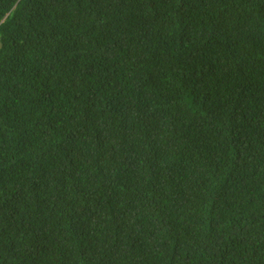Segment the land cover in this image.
<instances>
[{
  "label": "trees",
  "instance_id": "16d2710c",
  "mask_svg": "<svg viewBox=\"0 0 264 264\" xmlns=\"http://www.w3.org/2000/svg\"><path fill=\"white\" fill-rule=\"evenodd\" d=\"M0 264H264V0H0Z\"/></svg>",
  "mask_w": 264,
  "mask_h": 264
}]
</instances>
